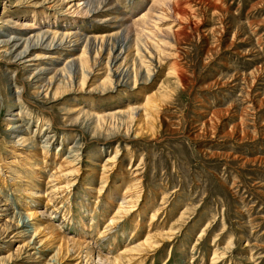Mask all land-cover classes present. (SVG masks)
Wrapping results in <instances>:
<instances>
[{"label":"rangeland","instance_id":"374dc122","mask_svg":"<svg viewBox=\"0 0 264 264\" xmlns=\"http://www.w3.org/2000/svg\"><path fill=\"white\" fill-rule=\"evenodd\" d=\"M2 180L0 264H264V0H0Z\"/></svg>","mask_w":264,"mask_h":264},{"label":"bare ground","instance_id":"6f19581e","mask_svg":"<svg viewBox=\"0 0 264 264\" xmlns=\"http://www.w3.org/2000/svg\"><path fill=\"white\" fill-rule=\"evenodd\" d=\"M83 1H85V0H83ZM152 10V9H151ZM149 11V10H148ZM148 14H150L149 12H148ZM148 14H146V15H143L141 18H140V20H138V21H135L134 23H132L133 25L131 26V27H133V28H135L136 27V29H138V31H141L142 32V34H143V32H145L146 31V29L147 28H152L154 25H152L151 24V18L152 17H150V16H148ZM121 15H123L122 13H119L117 16H116V18H119ZM147 32H145V34H146ZM66 35H68V36H70V35H72V33H66ZM75 36L76 37H78L79 36V34L77 33V34H75ZM19 40H24L25 41V43L26 42H28L29 41V39H24V38H19ZM51 45H53V43L51 44ZM36 47V46H35ZM28 50H29V46L27 47V49H26V51L25 52H28ZM71 50H69L68 52H70ZM67 52V53H68ZM24 53V52H23ZM23 53H21V54H23ZM28 55H26L25 57H27ZM45 58H50V59H52V58H56L55 56H53V55H49V56H46ZM59 58V57H58ZM60 59V58H59ZM54 60V59H53ZM54 62V61H53ZM51 66H52V64H51ZM53 68H50V67H47V68H42L41 70L42 71H48V72H53L54 73V75L53 76H57L58 74H59V70H57V68H54L55 66H52ZM15 134V133H14ZM16 135V134H15ZM63 188V187H62ZM8 190V189H7ZM58 190H60V189H58ZM7 191H6V184L4 183V181L2 180V182L0 181V206L2 207V206H4L3 208H2V211H3V213L0 215V216H9V217H11L13 220H14V223H13V228L11 229V227H10V230L8 231L9 233L10 232H14V236H20V237H23V238H25V237H28L29 236V229H30V227L32 226L31 225V222H30V220L31 219H34L35 218V216L36 215H38L37 213H43V212H45V210L47 211L48 210V206L51 204V202H50V200L49 199H47V203L44 205V208H38V205L36 204V202H34V201H38V203H39V201H40V198L41 197H43L44 195H42L41 193H38V195L34 198V201H32L33 203H31V204H33L34 205V207H35V210H29L30 211V213H29V217H30V219L29 220H27V219H25V217H24V214L19 210V211H17V212H15V206H11V207H9V205L10 204H8L9 203V193L7 194L6 193ZM59 192H62V190H60ZM58 192V193H59ZM3 197H5L6 199H4ZM40 197V198H39ZM33 200V199H32ZM17 208L18 209H20V206H19V204H17ZM121 208V207H120ZM45 209V210H44ZM121 210V209H120ZM57 210L55 209V212H56ZM120 214H121V211H120ZM51 219V218H50ZM110 225L109 226H111V225H115L117 222H116V219L114 218V217H112V219L110 220ZM109 228V227H108ZM35 233L34 234H37L38 232L40 233V229H41V226H36L35 228ZM45 230L44 231H46V233H45V235H46V237H48L50 234V236H52L54 233L52 232V231H55V229H56V227H55V224H53V222H51V220H49V223L45 226V228H44ZM6 233H4V235H5ZM40 234H42V233H40ZM39 234V235H40ZM106 234V233H105ZM109 234H111V232L109 233ZM3 235V236H4ZM37 236V235H36ZM62 236V235H61ZM7 237H9V234H7L6 236H4L3 237V239L2 240H4L5 238H7ZM16 238V237H15ZM62 238V237H61ZM98 239H100V237L98 238ZM41 241L43 242V239H41ZM30 243H31V241H30ZM34 243V242H33ZM31 246V245H30ZM35 254H37V253H34V254H31L30 253V256L31 255H35ZM116 264H121V260H120V257H117L116 259Z\"/></svg>","mask_w":264,"mask_h":264}]
</instances>
